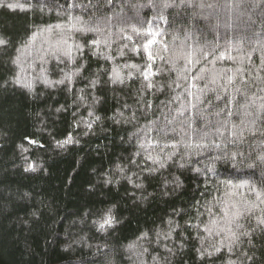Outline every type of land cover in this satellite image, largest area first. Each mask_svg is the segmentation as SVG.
<instances>
[{"label": "trees", "instance_id": "1", "mask_svg": "<svg viewBox=\"0 0 264 264\" xmlns=\"http://www.w3.org/2000/svg\"><path fill=\"white\" fill-rule=\"evenodd\" d=\"M58 2L70 11L0 0V264H264V140L245 131L261 148L233 171L212 160L223 136L193 131L214 117L205 91L238 99L250 79L264 116V0H112L105 13L124 21L104 34L76 31L96 0Z\"/></svg>", "mask_w": 264, "mask_h": 264}, {"label": "snow or ice", "instance_id": "2", "mask_svg": "<svg viewBox=\"0 0 264 264\" xmlns=\"http://www.w3.org/2000/svg\"><path fill=\"white\" fill-rule=\"evenodd\" d=\"M112 0H96L95 4H93L92 11L88 13L89 15V22L85 29H76L77 32L79 31H88L89 33H97V34H104L106 29L110 27L113 24H118L124 21V17L122 16H113L109 17L105 11L104 8L111 5ZM53 7H59L61 11H70L69 9L65 8L62 4L58 2V0H52ZM170 4H165L164 7H171ZM9 7H14L13 5H9ZM75 9V5H73V9ZM65 19H68V16L64 17ZM78 19V18H77ZM79 22V21H78ZM95 43V41H93ZM153 41L149 40L148 44H152ZM6 44V41L3 39H0V45ZM76 51H81V48L79 45H76ZM122 54V53H121ZM61 56H66L68 58V61L75 63V54L72 51V46L69 45L66 50H64L61 53ZM61 56H56L55 58L63 62L61 60ZM154 58V53L148 54V67L149 69L152 67L151 61ZM79 69H77L76 72H73L71 74L66 75L64 79H60L59 81L50 82V81H43L45 85H49L51 83L56 84H64L65 79L71 83L72 76L78 74ZM145 80H148V76H144ZM239 82V81H238ZM16 83H20L19 79H17ZM113 83H123V78L117 76L115 79H113ZM228 83L231 84V78H228ZM242 83V88L236 89V92L239 94V98L235 97H227L223 96L221 94H217L215 97V100L208 98L207 92L204 93V99L200 100L201 104L207 103L214 113V117L212 119H205L206 116L211 115V113H201L197 117H195V122L197 124V128L193 129V131H196L197 135H200L201 133H207L208 129H215L217 135L223 136V147H221V144H214L213 147L220 148L221 151L218 155L212 157L213 162H221L222 164H229L231 163L233 165V171L236 170V168L239 167H247L252 168V164L249 163V161H255L257 152L256 149L261 148L260 143L252 144L247 143V146L245 147V138H244V132L248 131L250 133L249 139H259L264 140V116H261L259 113H257V103L256 100L259 98L257 95H253L251 98L249 96L250 93L253 92V85L256 84V81L249 80L246 83L245 82H239ZM25 87L28 89L32 88L31 82H28L24 84ZM148 89L153 88V84L149 82L147 84ZM219 91L218 89L216 90ZM191 95V93H189ZM216 101H220V103H216ZM235 105V108H230L229 105L233 104ZM253 113H257L256 115H252ZM88 116H93V113L90 111L88 113ZM215 117H221L220 119H216ZM228 117H232L233 119V137H228L225 133H220L219 129L221 127L226 128V120ZM250 117V118H249ZM100 117H96V120H99ZM238 121V123H237ZM203 125V128H200L199 125ZM89 128L92 127L91 124L87 125ZM257 133H259V137H257ZM72 138L69 136L68 139L63 141L59 146L63 147L64 145L71 144ZM163 147H168V145H164ZM205 148L208 147V145L204 146ZM163 150V149H161ZM261 151H264V148H261ZM200 155H204L203 152L199 153ZM173 154H169L167 156V159L170 160L172 158ZM149 159H152L153 163H158L156 158L148 157ZM261 162H264V156L260 157ZM181 167L184 165L181 164ZM159 167L164 168L165 163L159 162ZM117 168L122 172L123 169L120 168L119 165H117ZM31 171H35L36 169L29 165V169ZM214 170V169H213ZM227 171V169H225ZM197 171H200L199 169ZM205 172L208 171L207 168L204 169ZM110 183V181H109ZM137 188L141 187V185L137 184L135 185ZM252 193L256 197L257 200L261 199V194L256 191L255 187L252 188ZM262 204H264V201H261ZM255 208V205L253 204H247L242 206V210L237 211L231 218V223L235 225V227L240 230L243 228V225L239 223V219L243 218L244 213H250ZM113 223V220L111 217L105 219L104 223L100 225V228L103 229L105 227V224L111 225ZM171 224V221H169ZM207 231V229H205ZM145 236L147 233L144 234ZM249 233L247 231H239L237 233H233L232 237L229 241L228 247L229 250L233 248V246L240 240V236H248ZM219 251V249H216Z\"/></svg>", "mask_w": 264, "mask_h": 264}, {"label": "rangeland", "instance_id": "3", "mask_svg": "<svg viewBox=\"0 0 264 264\" xmlns=\"http://www.w3.org/2000/svg\"><path fill=\"white\" fill-rule=\"evenodd\" d=\"M32 143V142H31Z\"/></svg>", "mask_w": 264, "mask_h": 264}]
</instances>
